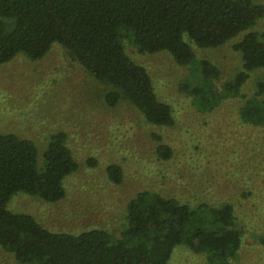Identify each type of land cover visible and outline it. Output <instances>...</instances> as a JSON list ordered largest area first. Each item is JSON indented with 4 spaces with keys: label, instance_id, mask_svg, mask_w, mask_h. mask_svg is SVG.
I'll list each match as a JSON object with an SVG mask.
<instances>
[{
    "label": "trees",
    "instance_id": "1",
    "mask_svg": "<svg viewBox=\"0 0 264 264\" xmlns=\"http://www.w3.org/2000/svg\"><path fill=\"white\" fill-rule=\"evenodd\" d=\"M263 13V5L252 0H0V65L18 53L40 59L57 43L106 85V105L126 100L147 123L170 126L174 122L170 106L157 98L148 72L129 57L125 43L141 53L165 51L178 65H188L194 60L189 42L215 48L239 35L232 48L240 56L241 69L221 87L232 95L250 72L262 70L255 96L244 101L239 115L246 123L264 124V40L251 29ZM220 76L215 65L201 60L197 73L201 84H182V89L197 101L209 102L217 97L208 79ZM151 135L157 142L156 157L169 159L172 149ZM66 140L63 131L50 135L39 161L30 139L0 133V248L15 261L167 264L177 246L203 254L211 264H225L236 255L242 232L230 204L189 207L141 190L127 202L125 223L116 234L100 228L77 234L52 232L31 215L8 210L11 195L18 191L49 202L63 198V180L78 168ZM105 170L111 182H120L118 165Z\"/></svg>",
    "mask_w": 264,
    "mask_h": 264
},
{
    "label": "rangeland",
    "instance_id": "2",
    "mask_svg": "<svg viewBox=\"0 0 264 264\" xmlns=\"http://www.w3.org/2000/svg\"><path fill=\"white\" fill-rule=\"evenodd\" d=\"M252 1L264 7V0ZM251 29L264 40V13ZM239 38L215 48L189 42L194 60L188 65H178L165 51L141 53L125 43L129 57L148 72L157 98L170 106L174 119L170 126L147 123L126 100L106 105V85L57 43L40 59L18 53L0 65V133L30 139L40 161L50 135L63 131L78 165L63 180V198L49 202L18 191L7 209L31 215L52 232L77 234L100 228L116 234L125 223L127 202L141 190L189 207L230 204L242 237L236 255L225 264H264V124L246 123L239 115L244 101L255 96L262 70L250 72L232 95L221 87L241 69L240 56L232 48ZM201 60L221 74L219 80L208 79L217 97L209 102L197 101L182 89L184 84H201L197 77ZM152 133L172 149L169 159L156 157ZM110 164L122 171L119 183L107 177ZM0 264L20 263L0 248ZM167 264L211 263L203 254L177 246Z\"/></svg>",
    "mask_w": 264,
    "mask_h": 264
}]
</instances>
